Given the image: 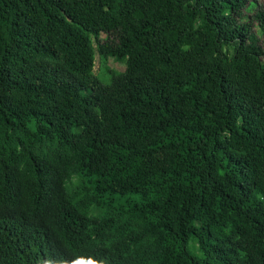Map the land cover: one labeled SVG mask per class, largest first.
I'll return each instance as SVG.
<instances>
[{
  "label": "trees",
  "instance_id": "trees-1",
  "mask_svg": "<svg viewBox=\"0 0 264 264\" xmlns=\"http://www.w3.org/2000/svg\"><path fill=\"white\" fill-rule=\"evenodd\" d=\"M77 257L264 264L262 0H0V264Z\"/></svg>",
  "mask_w": 264,
  "mask_h": 264
},
{
  "label": "rangeland",
  "instance_id": "rangeland-1",
  "mask_svg": "<svg viewBox=\"0 0 264 264\" xmlns=\"http://www.w3.org/2000/svg\"><path fill=\"white\" fill-rule=\"evenodd\" d=\"M264 3V0H262ZM252 30L255 32L257 31L254 26H252ZM94 45V43H93ZM107 66L108 68L114 70V71H120L124 68V60H116L113 57H107L104 61L100 60L98 54L96 51H94V57H93V66L92 70L93 72L100 78L102 82H105L108 80L107 75H105V69L104 66ZM107 79V80H106ZM68 189L73 191V193H80L82 192L81 187L79 186V183L77 182V178L73 177L68 183H67ZM195 210L197 211H204L205 210V204L203 203H196L195 204Z\"/></svg>",
  "mask_w": 264,
  "mask_h": 264
},
{
  "label": "clouds",
  "instance_id": "clouds-1",
  "mask_svg": "<svg viewBox=\"0 0 264 264\" xmlns=\"http://www.w3.org/2000/svg\"><path fill=\"white\" fill-rule=\"evenodd\" d=\"M37 264H68L67 261H53L51 258L38 261ZM71 264H109L107 257L96 259L93 257H77Z\"/></svg>",
  "mask_w": 264,
  "mask_h": 264
}]
</instances>
